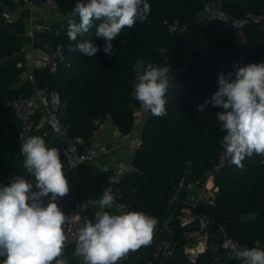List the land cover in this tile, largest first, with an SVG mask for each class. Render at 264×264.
I'll return each instance as SVG.
<instances>
[{"label":"trees","instance_id":"16d2710c","mask_svg":"<svg viewBox=\"0 0 264 264\" xmlns=\"http://www.w3.org/2000/svg\"><path fill=\"white\" fill-rule=\"evenodd\" d=\"M206 0H148L151 6L147 19L137 20L132 28H125L112 41L113 51H103L105 40L95 35L101 23L93 27L76 41L67 35L69 19L79 23V17L72 13L78 2L86 0H58L64 18L47 24L38 32L43 47L53 50L59 66L55 72L41 70L38 83L59 91L63 100V111L68 132L72 137L88 140L93 134L97 118L110 115L123 133L134 128L136 110L140 106L134 98L133 86L142 71L133 69L136 60L143 58L145 67L151 63L167 66L169 87L165 95L166 115L153 116L151 113L142 124L140 144L133 158L134 170L119 176L112 170L100 173L99 179L105 186L124 193V200L130 211L164 216L172 212L167 199L181 178L191 171L199 175L215 167L224 148L221 140L224 133L216 114L222 112L214 107L212 97L218 91L220 74L235 73L240 67L251 63H264V28L258 24L245 27L249 43L245 53H239L232 42L233 23L212 21L202 30L208 38L211 50L194 49L190 54L186 70L177 76L174 71L186 62L188 50L185 41L177 37L170 26L174 22L195 26L197 14ZM222 7L236 17L248 13L264 14V0H217ZM26 24L18 20L0 23V184L3 178L12 180L23 176L32 181L23 166L24 157L20 145V121L8 101L19 93H29L30 83L18 85L21 68L12 56L20 51L24 42ZM58 33V34H57ZM84 40L100 48L92 57L79 51H69ZM40 46L41 44L38 43ZM63 46L64 59L56 54L57 47ZM159 49H165L161 53ZM199 111L200 105H204ZM46 144L48 137L40 134ZM264 157L253 154L246 157L243 167L226 164L216 171L217 208L220 215L229 220L228 233L242 248H253L257 240H264ZM109 177L118 183L110 184ZM172 239L179 245L185 242L183 228L172 220ZM167 233L160 237H167ZM155 241L147 247L129 252L118 264L161 263L154 256ZM66 257L71 264H82L80 257L73 254V247H66ZM219 253L209 248L200 257V262L215 264ZM4 257L0 256V260ZM169 263L188 264L186 258H174ZM221 264H229L223 257Z\"/></svg>","mask_w":264,"mask_h":264},{"label":"clouds","instance_id":"9594fccd","mask_svg":"<svg viewBox=\"0 0 264 264\" xmlns=\"http://www.w3.org/2000/svg\"><path fill=\"white\" fill-rule=\"evenodd\" d=\"M148 0H86L78 2L72 13L79 17L67 22V35L71 41L83 36L101 21L95 35L103 37V51L111 54L113 43L127 27L143 22L150 13ZM243 22H233L239 28ZM58 34V33H57ZM69 51H79L87 57L100 51L92 40H84ZM164 53L165 49H159ZM56 54L63 61V46ZM169 67L149 63L136 77L134 98L153 116L166 115L165 95L169 87ZM218 91L212 97L214 107L222 112L216 114L221 130L226 133L221 146L231 162L242 168V161L253 154L264 157V63H251L240 67L227 76L220 74ZM204 105L198 110L203 111ZM24 157L23 166L32 182L23 176L14 177L10 184L0 186V256L2 264H67L63 259L66 243L64 225L66 216L56 200L69 192L64 165L57 148L47 146L41 136H30L20 145ZM264 163V160L261 161ZM110 184L118 183L109 177ZM36 189L33 191V189ZM44 204L43 198L49 197ZM111 187L106 188L98 199L100 211L94 222L89 220L79 229L74 255L82 264H118L129 254L147 247L153 240L157 219L144 212L126 211L112 214L104 211L113 206ZM242 264H264V249L243 248L238 252Z\"/></svg>","mask_w":264,"mask_h":264},{"label":"built area","instance_id":"2783aa9c","mask_svg":"<svg viewBox=\"0 0 264 264\" xmlns=\"http://www.w3.org/2000/svg\"><path fill=\"white\" fill-rule=\"evenodd\" d=\"M9 0H0L4 8L0 9V23L16 20L10 7ZM29 12L24 34V42L20 51L12 58L16 65L21 68L18 76V85L29 82L31 92H21L17 97L9 100L10 105L20 121V135L22 140L35 134L49 138L48 147L57 148L60 152V160L64 165L63 171L70 174L68 181L69 192L63 197H58L56 203L66 216L64 231L66 235V247L76 248L79 229L86 221H93L95 213L100 207L95 208L92 214H84L85 206L81 202L76 188V181L80 178L82 167L85 164L98 161L105 155L113 152H122L127 156L121 157L118 166L111 170L119 176L135 169L133 158L140 144V133L138 128L143 124L150 114L141 107L136 110V122L134 128L123 133L119 126L112 120L110 115L97 118L96 128L88 140L81 137H72L65 123L63 100L59 91L50 89L47 85L38 83V72L48 70L55 72L59 63L53 50L43 47L38 37V32L44 30L43 24L39 21L50 15L59 13L60 4L58 0H17ZM212 21L222 22H243L239 28H233L232 42L239 53H245L248 49L249 38L245 27L250 24H258L264 28V14L248 13L244 17H236L224 9L217 0H206L203 8L197 14L195 26L174 22L170 30L177 36L183 38L186 43L188 55L192 42H197L201 49L211 50L210 42L203 32V26ZM41 44L40 46L38 45ZM112 130L118 133L117 140H111L104 134V131ZM141 132V131H140ZM231 158L225 155V150L220 156V165H215L199 175H191L190 171L184 175L171 192L167 199V206L173 208L172 212L162 217L147 214L157 219L158 223L154 230L153 240L155 241L154 256L162 261H169L174 258H186L188 264H206L200 262V257L209 248L219 253L215 264H221L225 257L229 264H242L238 258V252L242 246L234 237L228 233L229 220L222 217L217 208L216 193L219 190L216 184V171L221 166L231 164ZM35 180H32L34 182ZM3 186V184H0ZM104 188H108L103 184ZM112 189L114 196L113 206L105 208L112 214L130 211L129 204L124 200V193L121 190ZM36 189L34 188L33 191ZM49 197L43 198L44 204L49 202ZM172 220H176L181 228L185 242L181 245L172 239L174 230ZM167 233V237H160V234ZM255 247L264 249V240H257ZM63 249V250H64ZM3 260H0L2 264Z\"/></svg>","mask_w":264,"mask_h":264},{"label":"crops","instance_id":"0c3cea01","mask_svg":"<svg viewBox=\"0 0 264 264\" xmlns=\"http://www.w3.org/2000/svg\"><path fill=\"white\" fill-rule=\"evenodd\" d=\"M7 5L10 7L14 14V18L18 21L24 22L26 24L29 12L19 3L17 0H9ZM47 13L39 22L42 24H51L52 22L58 20ZM142 125L139 127L138 132L140 133ZM104 134L108 136L111 140H117L119 137L118 133L112 130L104 131ZM127 156V154L122 150V152H113L112 154L105 155L101 157L98 161L85 164L82 167L80 178L76 181V188L78 191L79 198L85 206L84 214H92L95 208L99 207L98 199L102 196L105 190L102 182L99 179L100 173L105 170H111L113 167L118 166V162L121 157ZM191 175H194L190 171ZM67 180L70 178V174L65 171L64 173ZM35 180V178L33 179ZM11 180L9 178H3L1 184L8 185ZM66 248L63 250L66 257Z\"/></svg>","mask_w":264,"mask_h":264},{"label":"water","instance_id":"95a60500","mask_svg":"<svg viewBox=\"0 0 264 264\" xmlns=\"http://www.w3.org/2000/svg\"><path fill=\"white\" fill-rule=\"evenodd\" d=\"M4 8V4L0 2V9ZM189 59H186L184 66L176 71H174L173 76H177L180 73L184 72L188 66ZM145 68V60L143 58H139L136 60L135 64L133 65V69L136 71H142ZM217 166L220 165V157L217 158L216 163Z\"/></svg>","mask_w":264,"mask_h":264},{"label":"rangeland","instance_id":"374dc122","mask_svg":"<svg viewBox=\"0 0 264 264\" xmlns=\"http://www.w3.org/2000/svg\"><path fill=\"white\" fill-rule=\"evenodd\" d=\"M51 17H52V15H51ZM58 17H59V20L64 18V15H63V13L61 11H60V14L59 13H55L54 14V18H58ZM46 25L47 24H43L42 25L43 26L42 28H44ZM191 44H193V45L190 47V50H189L190 51V54L193 52L194 49H197V48L201 49L200 45L196 41L195 42H192ZM190 54H189V56H190ZM187 59H189V57ZM62 258L67 261V264H71L68 261L67 257H65L64 251H63V257ZM150 264H156V263H150ZM157 264H179V263H169L168 261H162L161 263H157Z\"/></svg>","mask_w":264,"mask_h":264}]
</instances>
